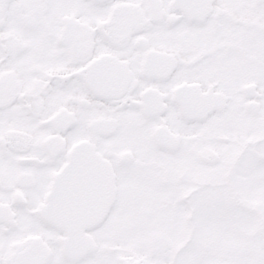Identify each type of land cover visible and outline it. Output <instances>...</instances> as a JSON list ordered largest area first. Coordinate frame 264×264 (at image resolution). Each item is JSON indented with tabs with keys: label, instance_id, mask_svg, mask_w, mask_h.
I'll list each match as a JSON object with an SVG mask.
<instances>
[{
	"label": "snow or ice",
	"instance_id": "snow-or-ice-1",
	"mask_svg": "<svg viewBox=\"0 0 264 264\" xmlns=\"http://www.w3.org/2000/svg\"><path fill=\"white\" fill-rule=\"evenodd\" d=\"M0 264H264V0H0Z\"/></svg>",
	"mask_w": 264,
	"mask_h": 264
}]
</instances>
